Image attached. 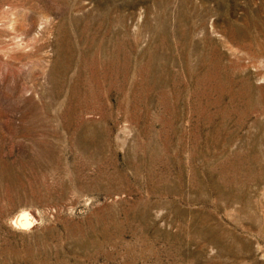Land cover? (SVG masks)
<instances>
[{
  "label": "rangeland",
  "instance_id": "obj_1",
  "mask_svg": "<svg viewBox=\"0 0 264 264\" xmlns=\"http://www.w3.org/2000/svg\"><path fill=\"white\" fill-rule=\"evenodd\" d=\"M0 264H264V0H0Z\"/></svg>",
  "mask_w": 264,
  "mask_h": 264
},
{
  "label": "bare ground",
  "instance_id": "obj_2",
  "mask_svg": "<svg viewBox=\"0 0 264 264\" xmlns=\"http://www.w3.org/2000/svg\"><path fill=\"white\" fill-rule=\"evenodd\" d=\"M32 220L33 216L31 214L26 211H21L13 218V225L24 228L28 226L32 222Z\"/></svg>",
  "mask_w": 264,
  "mask_h": 264
}]
</instances>
